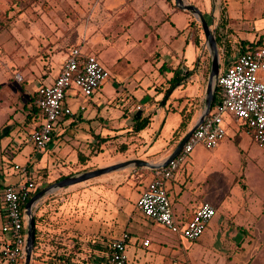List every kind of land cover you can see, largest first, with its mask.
Listing matches in <instances>:
<instances>
[{"label": "rangeland", "instance_id": "1", "mask_svg": "<svg viewBox=\"0 0 264 264\" xmlns=\"http://www.w3.org/2000/svg\"><path fill=\"white\" fill-rule=\"evenodd\" d=\"M94 1L98 2L100 0H0V69L8 71L12 77L17 73L15 75L17 83L25 82L28 85L29 82L24 77L21 79L18 76L28 70H21L17 66L11 65L15 55L12 49V37L13 31L17 29H20L21 32L27 31V28L46 32L49 36L48 41L52 43L53 47L56 46L57 48L58 45H54V38L58 43L59 38H62L61 40L65 39L67 49L77 46V38L83 32H87L89 35L87 38L91 39L92 37L89 32L95 25L94 22L99 24L101 21L104 24V29H107L109 27L107 15L102 14V12H100V18H97V16L93 17L92 15L93 10L97 8ZM147 1L150 0H132V26L130 27L129 48L121 49L122 45L120 44L116 49L110 47L99 55L102 66L110 74L109 80L101 86V91L97 93L102 101L104 99H106L105 101L115 99L119 93L116 92L119 89L117 87L119 84L130 92L132 84L142 77L143 73L148 76L151 75L152 64L156 62L154 58L151 59L156 48L155 34L153 32L147 40H142L143 35L141 32L147 29L150 30L149 26H151L158 33H162L165 40L173 31L174 26L170 24L171 22L175 24V32L177 30L181 32L186 28L187 16L189 14H175V18L173 16L171 22L164 25L161 22L166 15H163L159 10L161 7L160 3L150 8L147 14L142 13L145 8L143 2ZM156 1H161L166 5H172L173 8H176L174 0ZM213 6H215V16L210 21ZM208 11V14L204 18L208 25L210 24V29L214 32L221 62L223 59L228 60L236 56L234 53L241 42V34L236 30L237 26L244 29L242 31L247 35V38L258 37L259 40L264 35V30L262 29L263 22L259 17L264 11V0H212ZM191 17L193 20L192 26L195 31L194 34H196L197 48L200 51L197 52V56H200L206 64L205 78L208 79L211 53L200 22L192 15ZM143 27H147V29H143ZM87 28H89L88 31L86 30ZM217 37L219 41H217ZM190 46H192V41L189 39L188 49ZM166 48H168L167 44L158 43V50H163L164 52ZM25 51L28 53L26 49ZM49 51H52V48ZM226 55L228 57H225ZM33 57L32 55L31 61H33ZM117 57L119 61L115 62V58L117 59ZM25 58L28 60V54ZM163 61L165 59L162 57L159 63L162 64ZM115 69H119L123 75L119 77L118 74L115 77L114 73L118 72ZM30 71L34 74L37 72L40 75L47 72L44 67L42 70L30 69ZM17 77L22 82H20L21 80H17ZM125 78L127 79L126 82H124ZM145 78L148 79L147 76ZM118 81H122V83ZM29 89H34V87H29ZM20 92L19 104L18 106L14 105V108L21 112V102L24 98L27 100V106H29L24 109L25 112H28L27 120L19 124L21 126L20 132H23L20 138L23 140L17 145H23V148L20 150L21 152L16 151L14 147H10L5 151L2 146L5 135H0V190L2 186L9 182L16 183L17 181L24 180L22 177L24 174L21 170L28 164V153L34 149L30 141L24 143L27 132L30 133L32 131L34 125L33 119L36 116L32 112V90H28L25 93L23 90ZM67 95L66 102L75 107L78 103L75 100L76 91L70 89ZM122 106L125 107L127 105L122 103ZM136 106L132 104L130 109H128L129 114L123 119L125 130L128 129L129 132H126L122 137H113L105 143L100 136L97 137L90 133L89 126L93 128L92 124L89 125L90 123L82 122L85 128L77 131V135L66 133L62 136V140L60 138L55 139L53 141V148L47 151V163H42L39 159L36 161L37 166H35L36 172L33 180L39 192L65 178L76 177L85 172L123 163L124 160L133 157L134 154L136 155L141 146L139 140H136L137 133L132 129L134 113L137 114L138 112L135 109L137 108ZM122 108L120 110L121 113H123ZM90 109L91 107H88L84 115L88 114ZM1 112L3 113V111ZM224 122L226 127L231 130L239 128L237 124L232 123V119L229 116H224ZM179 123L180 118L178 121L177 118L169 116L166 125L160 132L162 118H157L155 123L148 128L152 134L151 141L155 142L150 151L155 152L162 146H165L171 132L177 130ZM23 127L28 129H23ZM148 129L142 132L143 137ZM186 130L185 126L181 125L175 133V140H181L180 138H183L186 132H188ZM250 143L248 135L244 133V139L239 144V147L238 140L235 138L234 142L231 138L226 148L217 152L197 146L191 152L183 169L182 174L193 176L192 180L182 189L184 194L189 195V193L196 194L202 192L203 194L208 193L212 196L219 195L220 189L215 180H213L214 178L212 179V175H215L216 171L220 169L217 166V163L220 162L225 164V169L221 173L226 178L228 201H233L236 204L235 200L239 199L237 201L242 206L241 197L251 192L246 189L244 175L251 190L254 191V198L255 193H264V148ZM247 145H250L248 156L245 154ZM250 158L252 160L248 163ZM254 159H256L257 163L253 162ZM246 166L249 168L248 171L244 172ZM15 167L19 169L16 170ZM149 180L148 169L129 167L65 188L51 190L39 201L37 210H34L37 246L32 255V259H34L33 264H39L42 260L48 261L50 258L54 257V259H57L59 256L69 254L74 256L75 264H89L90 262L95 264V261H89V257L92 254H98V250L93 249L94 244L98 246L99 244L109 242L110 238H119L122 234L124 222L128 221V218L131 216H133L134 221L136 219L140 224L146 222L145 217L137 210L136 202L138 197H140V190L144 189ZM190 183H192V186ZM222 191L224 192V190ZM61 208H64L63 212H61ZM219 209L216 219L221 220L220 224L224 226L225 233L227 235L230 234L229 236L239 235V230H237L236 226H232L233 221L230 220L233 215L224 213L221 207ZM90 217L94 220V230L92 233L88 231L91 229L89 228ZM227 221L230 227L227 226ZM235 222L236 219H234ZM111 229L112 231L109 234ZM160 231L162 234L159 235V240L162 243V250L159 254L156 253L155 264H158L162 259H166L167 261L171 258L173 259L174 256L176 264H241L243 262L241 260L243 255L238 251V249L243 250L246 248L241 245L242 239L245 237L243 234L238 238L235 236L224 238L225 242L221 245L219 244L214 250L212 247L211 249L204 248L205 236L200 237L196 242H187L184 239L178 241L176 236L164 228H161ZM257 235V238L261 242H264V233ZM141 241L142 235L139 234L137 242L141 244ZM247 254L250 255L249 252ZM209 257H212L214 261H209ZM215 257H220V259L216 261ZM134 258L136 259L134 260ZM139 258V256H132L130 264H142L143 262ZM226 258L228 261L225 260ZM151 264H154V262ZM252 264H256V261Z\"/></svg>", "mask_w": 264, "mask_h": 264}, {"label": "crops", "instance_id": "2", "mask_svg": "<svg viewBox=\"0 0 264 264\" xmlns=\"http://www.w3.org/2000/svg\"><path fill=\"white\" fill-rule=\"evenodd\" d=\"M155 1L156 0L143 2V5L146 9L144 8V11L142 13L147 14L150 8L160 3L159 5L161 7L159 8V10L163 15H166L162 19L161 24L165 25L170 23L172 17L174 16L175 18V14L177 15L180 13H184L189 15L187 16L186 28L181 32H178V30L175 32L174 22L170 23L172 26H174L173 31L167 36V38H165V40L162 36V33H158L157 30H154L151 26H149L151 28L150 30H148L147 27H143V29L147 30L141 32V34L143 35L142 40H147V38L151 36L153 32L155 34L154 38L156 41V48L154 49L151 59L154 58L156 62H154L155 64H152L153 67L150 71L151 75L148 76L147 74L143 73V76L137 79L134 84H132L133 86L130 88V92L119 84L117 86L119 87V89L116 91L119 92L117 94L119 97L116 96V98L112 101H105L106 99L102 101L99 98L97 93L101 91L102 87H100L94 95L88 98L83 97L82 95L77 93V95H75V100H77L78 103L75 107H72L65 101L66 105L69 106L73 112L72 116L64 118L54 127L52 141L46 147V149H44L43 151H37L33 146V151L28 153V164L24 167L27 171V175H22L24 180L17 181L16 183L9 182L5 184L1 187L0 192L7 186H16L17 184L23 183L26 178L34 179L33 177L36 172L35 166H37L36 161L39 159L40 162L47 163V151L53 148V141L57 138H60L62 140V136L66 133L77 135V131L85 128V126L82 125V122H86L88 124L90 123L89 125L92 124L93 128L89 126L90 133L94 134L97 137L100 136L102 141L105 143L108 142V139H111L113 137H122L124 134H126V132H129L128 129L125 130V123L123 119L127 114H129L128 109H130L132 104H134L135 106L137 105L136 107L139 108L138 112H140V116L148 119L149 123L144 130L137 133L136 140H139L141 145L138 149V152L136 153V155L134 154L133 157L124 160V162L129 160H141L153 165L162 163L174 151L178 143L181 141L175 140V133L177 132L179 127L181 125H184L185 129H187L186 131H190L195 126L205 108L208 79L205 78L207 70L206 64L200 56H197V52L200 51L197 48L194 27L191 25L193 20L189 12L179 10L176 4V8H173L172 5H166L161 1ZM211 1L212 0H182V2L186 5H195L199 8L201 7L200 9H197L203 14V16H206V14H208V9L211 6ZM94 3L97 8L92 12L93 17L97 16V18H100V12L107 15L109 27L107 29H104V24L101 23V21L99 22V24H96L94 22L95 25L92 27V30L90 29L91 31L89 32L92 38H87L89 36L87 32L81 33L77 38L78 43L75 47H79L83 54L94 55L102 65L99 57L102 52L107 51L110 47H112V49H116V47H118L120 44L122 45L121 49L129 48V41L131 37L130 27L132 26V0H100L98 2L94 1ZM210 15V21H212V18L214 19L215 16V6H213V8L211 9ZM261 16H264V11L259 16L261 21L263 22L262 29L264 30V17L262 18ZM26 30L27 31L25 32H21L20 29L13 31L12 49L15 55L11 65L17 66V68H20L21 70H28L27 72L24 71L22 72V74L18 75L19 77H21V79L24 77L27 82H29L28 85L27 83L22 82V80L20 81L22 83H17V81L15 80V75L17 73L12 77V75L8 71L0 69V135H5V138L2 141V146L5 151L10 147H14L16 151H20L23 148V145H17L23 140L20 138V135L23 132H20L21 126H19V124L27 120L28 112H25L24 109L29 106H27V100H25L24 98L21 102L22 111L20 112L18 111V109L14 108V105L18 106L19 104L18 99L21 96L20 91L23 90L25 93L28 90H32L33 99L35 98L36 92L39 87L52 85L61 71L69 50L73 48L71 47L70 49H67V42L65 39L61 40L62 38H59V43L54 38V45H58V48L56 46L53 47L52 43L48 41L49 36L48 34H46V32L44 33L28 28ZM86 30L88 31L89 28H87ZM236 30L241 34V42L238 45L236 52L234 53L237 56L241 53L244 46H249L250 43H254L255 41L258 42L260 39L258 40V37L252 39L247 38V35L242 31L244 29H241L240 26H237ZM189 39L192 41L193 47L190 46L188 49ZM158 43L163 45L167 44L168 48H166L164 52L163 50L160 51L158 50ZM262 43H264V35L262 36ZM261 44H259L258 47L262 46ZM50 48H52V51H49ZM25 49L28 51V53H26ZM27 54L28 60H26L25 58ZM32 55L34 56L33 61H31ZM162 57L163 59H165V61L160 64L159 61ZM117 61H119L118 57L117 59L115 58V62ZM226 62L227 60L225 59L222 62L220 60V72L224 70V65H222V63L225 64ZM28 67L31 70H42V68L44 67L47 72L42 75L38 74L37 72L34 74ZM115 71H118L114 73L115 77L118 74L119 77L123 75L121 74L119 69H115ZM174 71L178 76V79L175 83V86L172 89L168 90L171 79L174 75ZM145 76H147L148 79H146ZM11 79L14 80L11 81ZM126 81L127 79L125 78L124 82ZM118 82L122 83V81ZM29 87H34V89H29ZM215 97L218 99V95H216V92L210 112L212 111L216 103ZM122 103L126 104L127 106L123 107ZM81 107H84V110H80ZM88 107H91V109L88 114L84 115ZM121 108L123 113L120 112ZM137 108L135 109L137 110ZM135 109L133 110L135 111ZM1 111H3V113ZM134 115L136 116L137 114L134 113ZM169 116H171L172 118H177L178 121L180 118L178 128L176 131L171 132L168 142L165 144V146L159 148L158 151L151 152L150 149L155 142L151 141L152 134L148 128H150L155 123L157 118H162V124L160 126L161 132L163 127L166 125V121L168 120ZM33 120L34 125L32 127V131L30 133L27 132L24 143L30 141L31 133L40 125V115L38 116V118H34ZM23 129H26V127H23ZM146 129H148V131H146V134L143 137L142 132H144ZM187 133L188 132H186V134ZM244 133L248 135L251 143L253 144L250 135L244 127H239L236 129L234 128L232 130L226 127L225 139L217 148L213 150H215L216 152L223 150L224 148H226L231 138L233 142L234 138L238 140L239 147V144H241L244 139ZM246 147L247 151H243L248 156L250 145H247ZM251 160L252 158L248 160V163ZM186 161L180 167L179 171L175 175V178L166 184L167 194L172 204L174 220L179 224L184 225L192 217L194 212L203 203L207 202L214 207L216 213L214 216L215 218H212L202 235L205 236V242L203 243L204 248L211 249L212 247L215 250V248H217L219 244L221 245L225 242L224 238H232V236L238 238L241 234H243V236L245 237L244 239H242L243 242L241 245L245 246L246 248L243 249L244 251L242 249H238V251H240L239 253L243 255V258H241L243 262L241 264H252L254 261H256V264H264V242H261V240L257 238V234L261 235L262 233H264V193H255L254 198V191L251 190L244 175L246 189L251 192L248 193V195L241 197L240 200H242V206L237 201L239 199L235 200L236 204L233 203V201H228V196L226 193L227 182L226 178L221 173L225 169V164L220 162L217 163V166H219L220 169L216 171L215 175H212V179L214 178L213 180H215L218 188L220 189L219 195L212 196L208 193L203 194L202 192L196 194L189 193V195H185L182 189L185 188V185L189 183L193 177L192 175L187 176L186 174H182L183 169L186 166ZM253 162L257 163L256 159H254ZM248 168L249 167L246 166L244 172L248 171ZM149 171V176L151 179L152 172L154 170ZM190 185L192 186V183H190ZM146 186L147 185H145V187ZM144 189L140 190L139 196L142 194ZM222 190H224V192ZM91 207L93 208V206ZM220 207L224 213L233 215L232 219L230 220L233 221L232 226H236L237 230H239V235L235 234L229 236L230 234L227 235L225 233L223 229L224 226L220 224L221 220L216 219V214L218 213V210H220ZM63 209L64 208H61V212H63ZM34 210H37V205L33 208V214L35 216ZM0 219L2 226L4 221L1 210V202ZM234 219H236L235 223ZM90 220L91 222L89 223V228L91 229H89L88 231L92 233V231L94 230V220L92 219V217H90ZM145 220L146 222L144 224H140L136 219L134 221L133 216H131L128 218V221L124 222L122 233L126 232L130 236V241L128 242V245L126 247V264H130L132 256H139V260L143 262L142 264H151L152 262H154L155 264V259L157 258L156 253L159 254L162 250V243L159 240V235L162 234L160 230L163 227L153 223L146 217ZM227 226L230 227L228 225V221ZM111 231L112 229L109 231V234ZM139 234L142 235L141 244L137 242ZM3 238L4 236L2 235L0 230V247ZM113 239L117 238L114 237L110 238L109 240ZM177 239L178 241H181V239H179L178 237ZM144 240L149 241L150 244L148 247L142 246V242ZM150 249H152L153 251ZM247 252H249L250 255H248ZM148 254L149 256H147ZM135 259L136 258H134V260ZM219 259L220 257H215L216 261ZM33 260L34 259H32L30 264H33ZM212 260L214 261L212 257H209V261ZM225 260L228 261L227 258ZM22 264H24V262ZM39 264L47 263L42 260L39 262ZM158 264H176L175 256L173 259L171 258L168 261L166 259H162L158 262Z\"/></svg>", "mask_w": 264, "mask_h": 264}, {"label": "built area", "instance_id": "3", "mask_svg": "<svg viewBox=\"0 0 264 264\" xmlns=\"http://www.w3.org/2000/svg\"><path fill=\"white\" fill-rule=\"evenodd\" d=\"M223 67L217 77L218 99L212 111L177 156L165 167L152 172L136 203L137 210L144 217L187 242L197 241L216 213L214 207L205 202L184 225L174 220L166 184L175 178L194 148L202 146L213 150L220 145L226 137L225 115L231 117L232 123L244 127L254 144L264 148V43L254 52L230 59V64ZM109 77V72L94 55L83 54L79 47L71 48L53 84L41 86L36 92L35 104L41 123L30 135L34 148L37 151L46 149L52 141L54 127L64 118L72 116V110L65 103L70 89L88 98ZM17 80L21 79L17 77ZM21 172L27 175L25 168ZM36 188L35 181L26 178L23 183L2 190L0 202L4 222L0 230L4 238L0 247V264L24 262L28 220L24 207ZM129 241V234L124 232L119 238L105 243L104 259L99 264H126ZM149 244L148 240L142 242L143 247Z\"/></svg>", "mask_w": 264, "mask_h": 264}, {"label": "water", "instance_id": "4", "mask_svg": "<svg viewBox=\"0 0 264 264\" xmlns=\"http://www.w3.org/2000/svg\"><path fill=\"white\" fill-rule=\"evenodd\" d=\"M175 4L179 10L189 12L195 19L200 22L202 32L204 34L205 40L207 42L209 51L211 53V61H210V72L207 83V91H206V100H205V108L204 111L199 118L198 122L195 126L188 131V133L181 139L178 143L174 151L160 164L153 165L141 160H129L123 163L115 164L103 169H98L91 172H85L76 177H69L61 180L55 185L50 186L49 188L38 192L34 195L25 206V214L28 218L26 225V246H25V259L24 264H30L32 261L34 241H35V221L33 208L39 203V201L51 190L56 188H65L74 184H78L84 181L91 180L93 178L102 176L104 174H108L117 170H121L129 167L136 168H147L149 170H157L161 167H165L171 160H173L177 154L181 151L185 143L188 141L193 132L197 129V127L203 122L204 118L209 114L212 103L214 101L215 92L217 89V77L220 73V57L218 54L217 43L215 39V35L213 31L210 29V26L206 22L203 14L193 5H186L182 2V0H175ZM137 117L140 116V112L137 113Z\"/></svg>", "mask_w": 264, "mask_h": 264}, {"label": "trees", "instance_id": "5", "mask_svg": "<svg viewBox=\"0 0 264 264\" xmlns=\"http://www.w3.org/2000/svg\"><path fill=\"white\" fill-rule=\"evenodd\" d=\"M193 24V22L191 23V25ZM217 41H219V38L217 37ZM262 43V39H260L258 42L255 41L254 43H250L249 46H244L242 48V51L240 53V55L242 54H245V53H248V52H254L256 50V48H258V45ZM263 45V43L261 44ZM229 55V54H228ZM228 55H226L225 57H228ZM224 60V59H223ZM230 64V60L228 59L227 62L224 64L222 63V65H229ZM173 77L171 79V82H170V86H169V89H172L174 86H175V83L177 82V79H178V76L176 75L175 71L173 73ZM216 95H218V90L216 91ZM216 97H215V102H216ZM32 104H33V107H32V112L36 115L34 116L35 118L39 116V109L37 108L36 104H35V98L32 99ZM149 121L148 119L146 118H143L141 116L137 117V116H134V124H133V131L135 133H139L141 132L142 130H144L147 125H148ZM149 172V175H150V171L148 170ZM39 192V189L36 188V190L33 192V194L30 196V198L27 200V202L34 196L36 195L37 193ZM26 202V203H27ZM26 205V204H25ZM36 246H37V231L35 233V241H34V248H33V251L36 249ZM93 249L94 250H98V254H92L90 257H89V261H95L96 263L95 264H99L100 262H102V260L104 259V256L102 255L105 251V243H102V244H99L98 246L97 245H93ZM35 253V252H34ZM74 256L72 254H69V255H62V256H59L57 259H54L53 258H50L48 261H45L47 264H75L74 262ZM94 259V260H93ZM89 264H92V262H90Z\"/></svg>", "mask_w": 264, "mask_h": 264}]
</instances>
